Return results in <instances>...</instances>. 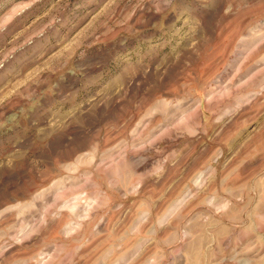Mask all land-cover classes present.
Returning a JSON list of instances; mask_svg holds the SVG:
<instances>
[{"label": "rangeland", "instance_id": "rangeland-1", "mask_svg": "<svg viewBox=\"0 0 264 264\" xmlns=\"http://www.w3.org/2000/svg\"><path fill=\"white\" fill-rule=\"evenodd\" d=\"M0 264H264V0H0Z\"/></svg>", "mask_w": 264, "mask_h": 264}]
</instances>
